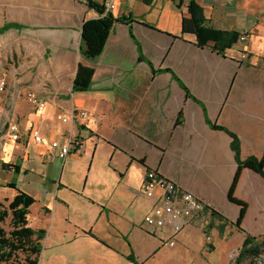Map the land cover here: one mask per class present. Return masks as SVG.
I'll return each instance as SVG.
<instances>
[{"label": "crops", "instance_id": "0c3cea01", "mask_svg": "<svg viewBox=\"0 0 264 264\" xmlns=\"http://www.w3.org/2000/svg\"><path fill=\"white\" fill-rule=\"evenodd\" d=\"M192 3L206 27L246 41L222 53L198 46L180 0H115L112 20L83 0H0V29L18 25L0 34L9 84L0 163L17 167H0V204L25 207L30 227L45 232L38 264H232L245 240L238 228L264 235V178L254 164L239 166L232 138L208 123L235 134L241 158L264 168V0ZM29 91L48 100L45 111L30 106ZM74 108L99 120H57ZM53 141L72 142L65 160ZM149 170L223 219L194 222L170 246L169 231L144 226Z\"/></svg>", "mask_w": 264, "mask_h": 264}, {"label": "built area", "instance_id": "2783aa9c", "mask_svg": "<svg viewBox=\"0 0 264 264\" xmlns=\"http://www.w3.org/2000/svg\"><path fill=\"white\" fill-rule=\"evenodd\" d=\"M87 3V0H83ZM193 0H180L182 4L187 6ZM105 12L107 15L115 7V0H105ZM247 37L242 35L239 39L245 42ZM241 59H248L245 51L240 53ZM1 64V63H0ZM9 92L8 75L3 65H0V93L7 94ZM26 99L30 106L37 112L46 110L48 100L41 94L35 91H29L26 94ZM4 107L0 106V114ZM57 120L70 125H76L83 121L89 120L97 122L99 119L84 109L74 108L70 112H61L57 115ZM6 133L10 139L17 141L20 139V127L16 123H10L6 126ZM34 141L37 143L43 142L41 136L35 134ZM72 142L68 141L64 145L53 141L52 149L58 151V158L66 159L71 152ZM142 194L146 199L152 201L153 206L145 218L144 226L151 229L153 232L169 231V245H176V238L190 228L194 222L204 229L208 218L212 217V210L208 204L199 196L191 191L183 189L174 181L164 178L158 170H149L146 173L145 181L142 185ZM210 240V237H206ZM240 248L234 249L230 255V260L233 263L239 256ZM246 264H264V252L257 255L250 263Z\"/></svg>", "mask_w": 264, "mask_h": 264}, {"label": "trees", "instance_id": "16d2710c", "mask_svg": "<svg viewBox=\"0 0 264 264\" xmlns=\"http://www.w3.org/2000/svg\"><path fill=\"white\" fill-rule=\"evenodd\" d=\"M150 3V0H145ZM87 4L96 10L100 15L108 17L104 14L105 7L99 5L92 0H87ZM196 6L191 2L189 5V12L192 14L194 21V33L197 38V44L200 47L210 46L218 53L231 48L236 44L242 35L235 32H222L212 28L206 27L203 20L197 19L195 16ZM109 19H113L109 16ZM17 24H6L0 29V34L11 29L17 28ZM139 52L141 53V46L137 43ZM82 88L79 87L78 90ZM83 90V89H82ZM208 123L215 130L226 132L231 138V148L235 154L236 162L239 166H246L254 164L256 170L262 178H264V168L261 162L254 156L246 159L241 158V143L239 138L230 132L228 129L217 126L210 121ZM3 170L17 169L16 166L0 163ZM213 217L223 219L221 215L212 212ZM8 225V229L5 225ZM239 231L245 234V240L240 247V253L237 259L232 264H246L250 263L257 255L264 252V235L254 237L247 234L244 230L238 228ZM45 232L42 230H34L29 225V210L25 207L13 208L9 210L0 204V264H38L39 257L43 248V240Z\"/></svg>", "mask_w": 264, "mask_h": 264}, {"label": "rangeland", "instance_id": "374dc122", "mask_svg": "<svg viewBox=\"0 0 264 264\" xmlns=\"http://www.w3.org/2000/svg\"><path fill=\"white\" fill-rule=\"evenodd\" d=\"M1 61V60H0ZM9 61V64H13V62H16V56L14 55V57H13V61L11 60V59H9L8 60ZM1 63V62H0ZM1 65V64H0ZM3 94H5V93H3ZM6 95V94H5ZM0 106H2V107H4V105L2 104V103H0ZM5 132V128H4V126L2 125V122H1V118H0V138H1V136H2V134ZM3 142L4 141H2L1 139H0V144H3ZM2 172H1V168H0V183L3 181L2 180V174H1ZM3 175H4V177H7V176H9L7 173H3ZM1 191H3L4 192V190H2V189H0V195H1ZM6 226V228L8 229V225L6 224L5 225ZM237 239L238 238H236L235 237V239L234 240H232L233 241V243H236L237 242Z\"/></svg>", "mask_w": 264, "mask_h": 264}]
</instances>
